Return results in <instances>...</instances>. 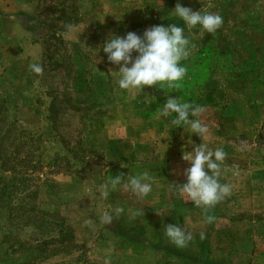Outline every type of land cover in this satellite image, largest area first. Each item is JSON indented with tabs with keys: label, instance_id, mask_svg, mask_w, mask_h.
Wrapping results in <instances>:
<instances>
[{
	"label": "rangeland",
	"instance_id": "obj_1",
	"mask_svg": "<svg viewBox=\"0 0 264 264\" xmlns=\"http://www.w3.org/2000/svg\"><path fill=\"white\" fill-rule=\"evenodd\" d=\"M178 2L222 16L221 28L185 27L170 13ZM168 24L185 27L194 45L180 87L120 90L109 73L118 69L102 51L106 39ZM33 63L42 74L30 70ZM166 96L204 108L205 142L226 153L219 180L233 190L208 211L176 189L186 181L171 166L190 164L169 159L201 140L172 129L174 117H156ZM145 171L152 178L146 198L122 186L98 193L110 176ZM3 187L0 264H257L264 254V0H0ZM168 223L193 241L175 247L164 236Z\"/></svg>",
	"mask_w": 264,
	"mask_h": 264
},
{
	"label": "clouds",
	"instance_id": "obj_2",
	"mask_svg": "<svg viewBox=\"0 0 264 264\" xmlns=\"http://www.w3.org/2000/svg\"><path fill=\"white\" fill-rule=\"evenodd\" d=\"M170 13L181 20L185 27H199L209 34H214L223 24L222 16L202 13L201 10L193 11L179 2ZM66 27L71 31L73 25ZM185 27L176 24L153 25L144 30L142 35L135 32H128L123 37L110 34L102 51L107 63L118 69L109 68V73L118 78V88L136 92H142L145 86L178 89L186 74V67L182 62L189 58L194 47L185 35ZM29 68L38 75L43 72L39 63H33ZM204 111L199 105L180 102L178 97L166 96V102L157 109L156 117H174L169 121L172 129H187L188 133L195 134L201 140L199 144L192 140L188 142L191 151L182 149V160L188 162L190 167L184 170L186 182L178 184L176 189L181 197L186 196L196 207L208 211L228 197L233 189L230 184L220 183L221 166L226 153L223 148L212 150L205 142L209 127L201 119ZM121 186L130 190L137 198L143 199L152 192V178L147 171L127 176L120 173L115 177L110 176L98 193L107 197ZM115 211L120 213L123 209L117 208ZM112 218L111 214H105L101 219L103 223H110ZM214 219L211 215L205 216L206 223L210 224ZM164 236L179 249L186 248L194 239L191 232L175 223L165 225ZM199 238L205 239V234L201 232Z\"/></svg>",
	"mask_w": 264,
	"mask_h": 264
},
{
	"label": "crops",
	"instance_id": "obj_3",
	"mask_svg": "<svg viewBox=\"0 0 264 264\" xmlns=\"http://www.w3.org/2000/svg\"><path fill=\"white\" fill-rule=\"evenodd\" d=\"M182 161V159L181 158H177V159H175V161H171L170 159H169V162H170V164L169 165H171L172 164V162H174V163H178V162H181ZM173 165V164H172ZM175 165L176 164H174L173 166H171V168L173 169V172H172V174L173 175H175V177L177 178V179H179V181H181V183L182 182H185L186 181V178H185V176H184V170H180V168H177V167H175ZM162 236V235H161ZM163 237V236H162ZM258 258H257V261H256V263L257 264H264V257H262V256H264V254H263V252L262 251H260L259 253H258ZM185 264H203V263H199V262H190V263H185ZM204 264H206L205 262H204Z\"/></svg>",
	"mask_w": 264,
	"mask_h": 264
},
{
	"label": "trees",
	"instance_id": "obj_4",
	"mask_svg": "<svg viewBox=\"0 0 264 264\" xmlns=\"http://www.w3.org/2000/svg\"><path fill=\"white\" fill-rule=\"evenodd\" d=\"M52 110H53V107H52V105H51V107H50V111H52ZM11 169H12V168H11ZM5 191H6V188H5V187H3V189L0 190V192H1L2 194H4Z\"/></svg>",
	"mask_w": 264,
	"mask_h": 264
}]
</instances>
